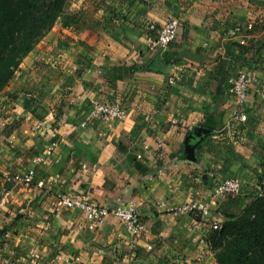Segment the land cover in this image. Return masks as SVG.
I'll return each mask as SVG.
<instances>
[{
    "label": "crops",
    "instance_id": "1",
    "mask_svg": "<svg viewBox=\"0 0 264 264\" xmlns=\"http://www.w3.org/2000/svg\"><path fill=\"white\" fill-rule=\"evenodd\" d=\"M81 1L79 11L69 0L64 6L83 14L81 24L57 21L0 93V166L11 174L35 169L28 189L0 182V255L13 252L15 264H200L197 240L207 230L170 209L207 204V220L222 224L228 212L214 186L247 165L257 169L248 155L220 168L209 148L216 142L207 141L233 117L227 77L255 78L245 105L264 97V0H127L128 19L162 22L171 5L182 24L167 49L137 54L84 24ZM249 23L245 44L224 37ZM95 101H118L123 117L80 127ZM200 129L211 133L195 135ZM252 129L264 138L263 124ZM129 153L142 158L129 163ZM77 191L113 207L135 203L145 232L132 236L114 218L88 230L78 211H53L60 196Z\"/></svg>",
    "mask_w": 264,
    "mask_h": 264
},
{
    "label": "built area",
    "instance_id": "2",
    "mask_svg": "<svg viewBox=\"0 0 264 264\" xmlns=\"http://www.w3.org/2000/svg\"><path fill=\"white\" fill-rule=\"evenodd\" d=\"M182 24L179 19L173 18L165 22L158 30L154 39L148 38L147 43L149 48L159 51H164L167 47L177 39L178 33L181 30ZM252 29V24H247L246 27L236 26L231 32L225 33L224 37L227 39L239 38L240 44H245L247 33ZM174 76L170 75L168 78L169 84H174ZM255 79L249 76L244 71H237L231 76L227 77L226 85L227 92L231 97L235 110L233 117L235 120L243 123L247 120V115L243 109L244 104L250 94L251 87ZM124 115L123 108L118 101L106 102L95 101L92 103L90 109L85 114L79 126L87 127L94 121L110 122L122 118ZM157 149L162 148L161 143L157 144ZM145 149H147L145 147ZM141 159V155L136 156ZM33 161L39 163V157L33 158ZM35 177V169L30 168L25 172L18 174H11L3 170L0 166V182L12 186H22L23 188H30L33 185ZM37 187H43V182H37ZM242 182L238 178H227L218 182L213 188L214 196H237L242 190ZM63 209L76 210L80 213L82 219L87 223L88 230L96 229L107 218H114L120 222L126 231L132 236H140L145 232V225L142 222L135 203L130 202L124 205L109 206L108 204L97 203L92 201L88 191H77L72 195L60 196L53 206L54 212H60ZM172 216L189 215L197 225L210 230H218L221 225L216 221H208L211 210L207 204H199L197 202H186L179 206L170 209ZM197 218H200L198 222ZM6 237V236H5ZM13 252H5L0 255V264H15ZM124 264H132L127 261Z\"/></svg>",
    "mask_w": 264,
    "mask_h": 264
},
{
    "label": "trees",
    "instance_id": "3",
    "mask_svg": "<svg viewBox=\"0 0 264 264\" xmlns=\"http://www.w3.org/2000/svg\"><path fill=\"white\" fill-rule=\"evenodd\" d=\"M66 2L0 0V93L22 59L57 21L63 28L81 24L78 12L64 11ZM224 217L220 229L211 230L207 240L208 247L216 251V264H264V190L253 195L238 214Z\"/></svg>",
    "mask_w": 264,
    "mask_h": 264
},
{
    "label": "rangeland",
    "instance_id": "4",
    "mask_svg": "<svg viewBox=\"0 0 264 264\" xmlns=\"http://www.w3.org/2000/svg\"><path fill=\"white\" fill-rule=\"evenodd\" d=\"M87 1L88 4L86 5V8L88 9V15L85 17V21L83 23L90 24L93 30L102 29V32L109 35L108 38H102L103 40L106 39L110 43L126 48L128 51H134V54H137L139 50L149 51L147 43L148 38L154 39L156 31L158 32L163 23L178 17V12L176 13V10H171L170 5V10L165 12V18L162 22L152 21L148 23L147 21L143 22L132 16L128 19V11L131 6L127 5V0L124 1L123 4H121V2L113 4L115 1L111 0ZM80 2L82 1L69 0V4H67L71 5V7L72 4L75 5V10L79 11L82 8L80 7ZM71 7L66 6V9L73 12L74 10L71 9ZM80 15L83 16V14ZM250 104L251 103L243 106L244 111H246V114L248 115L245 122L241 123L232 117V120L227 122L224 130L221 128L217 134L213 135H216L215 138H209L207 141V143L216 142L211 143L209 148H211L210 150L213 153V161L218 162L220 168H223L222 164H226V162L230 163L238 161L237 159H245L243 155L249 156L248 162L252 159L258 160L256 161L258 163L257 169L255 164H252L247 165L248 167L246 170L249 172L240 168L237 172L233 173L232 176L237 177L242 182L243 187L240 195H223L220 197L222 205L219 209L221 211H227L228 215L238 214L240 210L244 209L250 202L253 195L258 192L261 193L264 190V138L258 136L259 133H257L256 130L253 131L252 129L256 124L264 125V97L260 100L256 99L251 107ZM7 134L9 135V133ZM0 135L4 137L5 130L0 131ZM243 145H249L248 149H257L258 152L262 153L263 157L261 156L259 159H256L254 155L250 153V151H247L248 149H246ZM215 151L222 152L223 157L216 155ZM205 171L206 170L204 169L201 173ZM218 180L220 181L221 179L218 178ZM218 180L216 182H218ZM197 220L199 222L200 218H197ZM198 228L200 229V232L203 231L201 225L198 226ZM205 230H207V232L205 231V233L202 234L199 233L200 237L197 240L199 243L197 247L200 254V264H216V251L211 250V248L207 245V240L211 230L208 227Z\"/></svg>",
    "mask_w": 264,
    "mask_h": 264
},
{
    "label": "water",
    "instance_id": "5",
    "mask_svg": "<svg viewBox=\"0 0 264 264\" xmlns=\"http://www.w3.org/2000/svg\"><path fill=\"white\" fill-rule=\"evenodd\" d=\"M199 132H194V134L195 135H203V136H207V135H209L210 133H211V131L210 130H204V129H200V130H198ZM189 137H192V135L191 136H189ZM193 151V149H191V152ZM135 155L134 154H131V153H129V154H127V160H128V162L129 163H131V161H133V160H135Z\"/></svg>",
    "mask_w": 264,
    "mask_h": 264
}]
</instances>
